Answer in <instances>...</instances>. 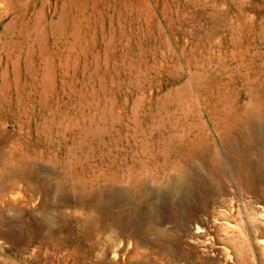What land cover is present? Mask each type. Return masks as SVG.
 Masks as SVG:
<instances>
[{"label": "rangeland", "instance_id": "1", "mask_svg": "<svg viewBox=\"0 0 264 264\" xmlns=\"http://www.w3.org/2000/svg\"><path fill=\"white\" fill-rule=\"evenodd\" d=\"M263 81L264 0H0V264H264Z\"/></svg>", "mask_w": 264, "mask_h": 264}, {"label": "bare ground", "instance_id": "2", "mask_svg": "<svg viewBox=\"0 0 264 264\" xmlns=\"http://www.w3.org/2000/svg\"><path fill=\"white\" fill-rule=\"evenodd\" d=\"M260 24V23H259ZM241 49V48H240ZM239 49V51H240ZM264 82V81H263ZM249 89V88H248ZM264 93V92H263ZM259 94V91L258 92H248L247 94V97L249 99V102L251 104V107L249 108H244V109H241L240 111L243 112L244 114V117H245V120L249 121L250 117H251V114H252V108H255V109H261V107L263 106L264 107V99L262 100H259L258 99V95ZM174 99V98H173ZM220 101V100H219ZM227 101V100H226ZM227 103V102H226ZM181 105V104H180ZM237 106V99H233L231 102H230V105H229V111H228V114H227V124H226V129L230 130V128L233 126V122L234 121H239L241 119V114L238 112V108L236 107ZM218 111V110H217ZM264 113V112H263ZM262 113V114H263ZM256 117V116H255ZM260 119V118H259ZM230 122V123H229ZM251 124V123H250ZM264 124V123H263ZM160 128V127H159ZM161 129V128H160ZM264 129V128H263ZM226 136V135H224ZM255 137V136H254ZM244 149V148H243ZM251 158V157H250ZM3 168L5 170H8L9 168L7 167V163H5L4 165H2ZM263 167V166H262ZM151 169V168H150ZM176 169V168H175ZM260 171V170H259ZM261 176V175H260ZM258 178V177H257ZM10 179V177H9ZM259 179V178H258ZM264 180V179H263ZM258 187V186H257ZM256 187V188H257ZM87 201V200H86Z\"/></svg>", "mask_w": 264, "mask_h": 264}]
</instances>
